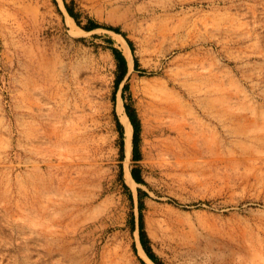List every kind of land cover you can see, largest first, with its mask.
Wrapping results in <instances>:
<instances>
[{
  "label": "rangeland",
  "instance_id": "1",
  "mask_svg": "<svg viewBox=\"0 0 264 264\" xmlns=\"http://www.w3.org/2000/svg\"><path fill=\"white\" fill-rule=\"evenodd\" d=\"M141 198L162 264H264V0H0V264H157Z\"/></svg>",
  "mask_w": 264,
  "mask_h": 264
},
{
  "label": "trees",
  "instance_id": "2",
  "mask_svg": "<svg viewBox=\"0 0 264 264\" xmlns=\"http://www.w3.org/2000/svg\"><path fill=\"white\" fill-rule=\"evenodd\" d=\"M67 9H68V12L70 13V15L73 16L78 21L76 14L74 13L73 9L71 8V6L69 4H67ZM96 27H98V24L93 22V21H90L88 23V25L85 26V28L88 30H91V29L96 28ZM108 28L119 32V28H117V27L110 26ZM112 52L117 59L118 68L120 70V74L116 80V84L118 85L122 81V79L124 78V75L127 72V59L124 56L123 52L116 47H112ZM135 66H138L137 59H135ZM125 109H126V113H127L128 117L131 121V124L133 126L132 159L136 161V160H139L141 158V135H140L141 121H140V118H139V115L137 113L136 108L131 103L126 102L125 103ZM119 126L122 128L121 124H119ZM131 173H132V176L135 179V181L140 182V183L145 182L144 178L141 175V171L138 168L133 169L131 171ZM126 188H127V190H130L127 185H126ZM142 193H143V191L141 189H139L140 197H142ZM143 206H144V203H143V200L141 198L140 204H139L140 214H139V227H138L139 228L140 242H141V245H142L143 249L145 250L146 254L149 256V258L157 264H162L161 261L159 260L158 256L156 255V253L153 251L150 238H149V236L145 230L144 218H143V213H142ZM143 264H146V263L143 261Z\"/></svg>",
  "mask_w": 264,
  "mask_h": 264
},
{
  "label": "bare ground",
  "instance_id": "3",
  "mask_svg": "<svg viewBox=\"0 0 264 264\" xmlns=\"http://www.w3.org/2000/svg\"><path fill=\"white\" fill-rule=\"evenodd\" d=\"M69 21L73 24V27H76L74 20L69 17ZM72 32H75L74 28L72 29ZM118 36V38L122 41H124L123 37L120 34H116ZM125 47H126V56L128 57V59L130 61H132V56L130 53V50L126 44V42H123ZM121 119L124 122L125 126H126V141H127V160L130 158L131 155V151H132V134H133V126L127 116L126 113L122 112L121 115ZM128 163V162H127ZM126 181L127 183L131 186L132 189L136 190V185L137 182L135 181V179L133 178L131 172L129 169H127L126 171ZM151 261V260H150Z\"/></svg>",
  "mask_w": 264,
  "mask_h": 264
},
{
  "label": "water",
  "instance_id": "4",
  "mask_svg": "<svg viewBox=\"0 0 264 264\" xmlns=\"http://www.w3.org/2000/svg\"><path fill=\"white\" fill-rule=\"evenodd\" d=\"M127 59V58H126Z\"/></svg>",
  "mask_w": 264,
  "mask_h": 264
}]
</instances>
